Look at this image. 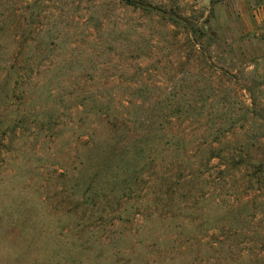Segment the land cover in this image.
Here are the masks:
<instances>
[{
    "label": "rangeland",
    "instance_id": "374dc122",
    "mask_svg": "<svg viewBox=\"0 0 264 264\" xmlns=\"http://www.w3.org/2000/svg\"><path fill=\"white\" fill-rule=\"evenodd\" d=\"M244 1L0 0V264H264Z\"/></svg>",
    "mask_w": 264,
    "mask_h": 264
},
{
    "label": "crops",
    "instance_id": "0c3cea01",
    "mask_svg": "<svg viewBox=\"0 0 264 264\" xmlns=\"http://www.w3.org/2000/svg\"><path fill=\"white\" fill-rule=\"evenodd\" d=\"M254 1H252L251 3H253ZM258 2H264V0H259ZM243 4H245V7L246 8H248V11H249V13H258V14H256L255 16H254V18H257V20L256 21H254V23H255V26L257 27V29L259 30V28L261 27V26H263L262 25V23H264L263 22V12H261L262 11V9L264 10V4L263 5H258L257 7V9H254L253 11H251V8L250 7H252L253 8V6H254V4H251L250 5V0H246V1H244V3ZM253 5V6H252ZM244 15H245V13H244Z\"/></svg>",
    "mask_w": 264,
    "mask_h": 264
},
{
    "label": "trees",
    "instance_id": "16d2710c",
    "mask_svg": "<svg viewBox=\"0 0 264 264\" xmlns=\"http://www.w3.org/2000/svg\"><path fill=\"white\" fill-rule=\"evenodd\" d=\"M134 181H135V179H134ZM133 183H134V182H132V183L130 184V186H129L131 189H133V187H134V184H133Z\"/></svg>",
    "mask_w": 264,
    "mask_h": 264
}]
</instances>
